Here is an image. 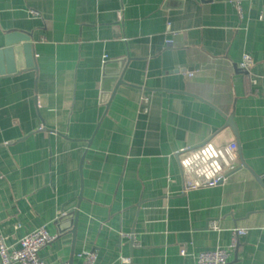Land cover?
<instances>
[{
	"label": "crops",
	"instance_id": "crops-1",
	"mask_svg": "<svg viewBox=\"0 0 264 264\" xmlns=\"http://www.w3.org/2000/svg\"><path fill=\"white\" fill-rule=\"evenodd\" d=\"M10 34L32 64L21 52L0 74L6 245L44 226L46 264H194L216 247L264 264V0H0V49Z\"/></svg>",
	"mask_w": 264,
	"mask_h": 264
},
{
	"label": "built area",
	"instance_id": "built-area-1",
	"mask_svg": "<svg viewBox=\"0 0 264 264\" xmlns=\"http://www.w3.org/2000/svg\"><path fill=\"white\" fill-rule=\"evenodd\" d=\"M171 40H167V44H170ZM251 65V58L248 54L242 56L240 66L247 69ZM188 75H191L189 73ZM208 143H205L202 147L207 148ZM229 149L232 153H235L236 144L231 142ZM238 165V160L235 154L232 157L231 164L216 173L211 179H208L206 184L215 185L220 180H223L225 174L230 169ZM199 184L187 181V188H195ZM208 227L212 229L217 228V224L212 221L208 224ZM244 230L240 228H234L231 231L230 247H234L237 243L238 235L243 233ZM55 239V236L49 234L44 226L38 227L34 230L26 232L20 237L15 246L6 245L2 239H0V260L1 264H46L40 257L39 251L47 244L51 243ZM183 253V251H181ZM84 258V264H94L96 260V252L93 250L83 251L80 254ZM126 260V259H124ZM227 250L221 247H216L211 250L200 251L196 255L194 264H226ZM58 264H68L67 262H60Z\"/></svg>",
	"mask_w": 264,
	"mask_h": 264
},
{
	"label": "water",
	"instance_id": "water-1",
	"mask_svg": "<svg viewBox=\"0 0 264 264\" xmlns=\"http://www.w3.org/2000/svg\"><path fill=\"white\" fill-rule=\"evenodd\" d=\"M28 38L25 35H16L10 34L6 37L5 46L0 49V74L15 72L18 68H21V52L24 56V64L25 66H31V47L30 44L24 43L20 47L15 44L20 41H27ZM123 82L121 78L118 79L117 84ZM226 124L232 127L234 132L236 131L232 116L228 117L226 120ZM220 180L219 182H221ZM71 214L69 213V216ZM68 217V215H63L61 220ZM75 225L71 229V232L74 233ZM69 264H71V260H69Z\"/></svg>",
	"mask_w": 264,
	"mask_h": 264
}]
</instances>
